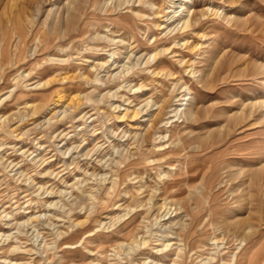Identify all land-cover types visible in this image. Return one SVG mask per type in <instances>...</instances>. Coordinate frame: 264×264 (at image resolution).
Wrapping results in <instances>:
<instances>
[{
    "label": "rangeland",
    "instance_id": "1",
    "mask_svg": "<svg viewBox=\"0 0 264 264\" xmlns=\"http://www.w3.org/2000/svg\"><path fill=\"white\" fill-rule=\"evenodd\" d=\"M188 1L0 0V264H264V0Z\"/></svg>",
    "mask_w": 264,
    "mask_h": 264
},
{
    "label": "bare ground",
    "instance_id": "2",
    "mask_svg": "<svg viewBox=\"0 0 264 264\" xmlns=\"http://www.w3.org/2000/svg\"><path fill=\"white\" fill-rule=\"evenodd\" d=\"M173 1V0H172ZM182 2H185V3H188V2H190V1H188V0H182ZM159 11V10H158ZM175 14H177V11L176 12H174V14H173V16L169 19V20H171V19H173V18H175ZM188 15H189V18L187 19V17H182L181 19H180V21L182 22V29L185 31V30H188V29H190V28H192V26H196L197 24H199L201 21H200V19H198V15L195 13V12H193V13H191V12H189L188 13ZM186 45V44H185ZM192 50V49H191ZM191 52V51H190ZM159 56V55H158ZM190 58H192V57H194V55L192 54V53H190ZM189 61V60H188ZM162 63H163V61H162ZM106 64V63H105ZM158 64V63H157ZM188 65V64H187ZM194 66V65H193ZM159 67V66H158ZM187 67V66H186ZM190 71H189V75H190V73L191 74H194L195 73V70L192 68V66L190 65ZM227 70V68L224 66V65H222V63L219 61V62H217V66L215 67V69H214V74L215 73H217V74H219V73H221V72H223V71H226ZM188 73V72H187ZM264 72L263 71H260V72H257V73H255V72H253V73H251V74H248V75H244L243 76V80H246V79H254L256 76H262V74H263ZM155 75H158V73H156ZM193 76V75H192ZM217 77V76H216ZM201 84H202V88H203V93L202 94H204V93H206V91L208 92L209 90L211 91V90H213L214 89V87L212 86V85H210L209 83H208V81L205 79V76L203 75V76H201ZM256 79V78H255ZM258 79V78H257ZM251 81V80H250ZM246 82H248V81H246ZM201 93V92H200ZM203 97V96H202ZM200 98L199 99V101L196 103L195 102V104H192L191 106H190V108H189V116L191 117V120H190V123H194V122H196V120L198 119V115L201 113V109H198V110H196V106L199 104V103H202V100H203V98ZM60 99V98H59ZM250 106V105H249ZM251 109H244V111H242V113L241 114H239V115H236V123H243L244 121H246L247 119H250V118H252V117H255V115L258 113V114H261L262 113V111L264 110V101H262V102H254V103H252L251 104ZM249 107V108H250ZM128 113V112H127ZM33 114H35V111L33 112ZM127 114L125 113V115H123L124 117L126 116ZM138 115H139V113H138V111L136 112V111H133V113H132V116L130 117L131 118V120L132 119H134V118H136V117H138ZM122 116V117H123ZM261 116H263V115H261ZM123 117V118H124ZM155 121L156 120H154L152 123H153V125H155ZM192 145H194V141H192ZM192 145L189 147L190 148V150H194V147H192ZM201 150V149H200ZM203 153V152H202ZM190 162H189V166H190V170H189V175H190V179L193 181V182H195V181H197V180H199V178H201L202 180L203 179H205L206 178V169H205V167H204V165L202 166V167H200L199 169H198V171L197 172H195V164L197 163L196 162V160H195V158H194V156L193 155H191L190 156ZM47 191V190H46ZM168 202V201H167ZM167 202H165L164 204H163V206H162V208H165V209H167L168 207V203ZM115 207V206H114ZM167 207V208H166ZM188 213V212H187ZM190 215H191V217L192 218H194V212L192 211L191 213H190ZM84 223H86V222H84ZM77 225V227L79 226V227H82L83 226V223H77L76 224ZM203 225H208V223H203ZM209 225H211V224H209ZM87 229V228H86ZM85 232V231H84ZM78 233L77 234H75L73 237V240L75 239V238H77L78 236ZM67 236V235H66ZM86 236V235H85ZM69 240V239H68ZM146 243V242H145ZM148 243V242H147ZM146 243V244H147ZM12 245V244H11ZM14 245V244H13ZM64 245H68V243H65V241H64ZM47 246V245H46ZM9 247V246H8ZM12 250V249H11ZM20 250H21V247H14V249H13V252H20ZM164 250V249H163ZM167 250V249H166ZM159 251V253H160V250H158ZM178 251V250H177ZM9 252V251H8ZM179 252V251H178ZM23 253V252H22ZM25 253V252H24ZM23 253V254H24ZM178 254V253H177ZM253 259V258H252ZM250 260V259H249ZM14 261V260H13ZM13 261H11L10 263H12L13 264ZM252 261V260H251ZM9 264V263H8ZM248 264V263H247Z\"/></svg>",
    "mask_w": 264,
    "mask_h": 264
}]
</instances>
